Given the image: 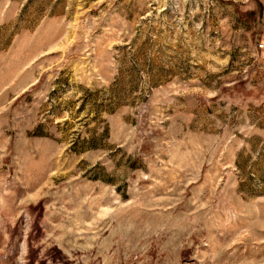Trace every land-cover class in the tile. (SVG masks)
Listing matches in <instances>:
<instances>
[{
	"label": "rangeland",
	"instance_id": "1",
	"mask_svg": "<svg viewBox=\"0 0 264 264\" xmlns=\"http://www.w3.org/2000/svg\"><path fill=\"white\" fill-rule=\"evenodd\" d=\"M264 0H0V264H264Z\"/></svg>",
	"mask_w": 264,
	"mask_h": 264
},
{
	"label": "built area",
	"instance_id": "2",
	"mask_svg": "<svg viewBox=\"0 0 264 264\" xmlns=\"http://www.w3.org/2000/svg\"><path fill=\"white\" fill-rule=\"evenodd\" d=\"M259 48H260L261 50H264V42H261V43L259 44Z\"/></svg>",
	"mask_w": 264,
	"mask_h": 264
}]
</instances>
